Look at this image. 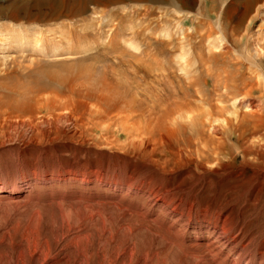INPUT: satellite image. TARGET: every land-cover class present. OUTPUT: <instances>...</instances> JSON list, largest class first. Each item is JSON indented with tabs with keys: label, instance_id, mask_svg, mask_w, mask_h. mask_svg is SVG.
Here are the masks:
<instances>
[{
	"label": "rangeland",
	"instance_id": "1",
	"mask_svg": "<svg viewBox=\"0 0 264 264\" xmlns=\"http://www.w3.org/2000/svg\"><path fill=\"white\" fill-rule=\"evenodd\" d=\"M11 1L0 0V8ZM51 1L50 8L46 1L38 3V20L20 26L0 17V187L14 193L0 197V264H243L223 263L215 252L197 246L206 237L200 210L226 204L238 225L231 235L243 226L245 241L253 242L252 264H258L264 236V129L259 125L264 127V0ZM127 55L150 58L147 96L154 127L149 136L135 138V149L89 137L69 142L70 156L87 150L104 167L102 180L83 188L60 175L68 160L60 155L67 140L38 142L26 126L8 124L38 122L28 90L46 71L73 78L67 83L76 93L71 109L82 116L91 102L80 89L82 79L105 88L103 70ZM79 73L85 77H76ZM110 79L129 81L120 72ZM140 89L131 87L128 96L143 103ZM107 91L101 94L112 92ZM6 96L18 102L8 105ZM19 104L23 109L14 107ZM164 112H171L169 119ZM241 114L248 122L257 120V130L250 122L254 131L245 124L249 130L242 127L241 135L225 124L235 126ZM196 121L199 137L189 127ZM70 122L59 124L67 135ZM237 135L242 139L236 141ZM153 187L194 198L195 214L175 223L153 209L145 211L147 202L139 195Z\"/></svg>",
	"mask_w": 264,
	"mask_h": 264
},
{
	"label": "bare ground",
	"instance_id": "2",
	"mask_svg": "<svg viewBox=\"0 0 264 264\" xmlns=\"http://www.w3.org/2000/svg\"><path fill=\"white\" fill-rule=\"evenodd\" d=\"M9 1H11V0H9ZM41 1L42 2L46 1L45 2L46 6L48 8H50L49 6H51V5L48 6V4H47V2L49 0H44V1L43 0H28L26 2H23V0H14V1L9 2L7 4V6L0 8V17H3L5 19L7 18L8 20L15 22V24H17V26H20L18 24H21V23H19L21 21L38 20V17H40V14L38 15L37 9H38V3H40ZM82 1H83V4H86V3L88 4L90 2L99 3V4L101 2L106 3V4H111L114 2L113 0H82ZM50 2L53 4V2L51 0H50ZM73 2H75V1H73ZM40 7H41V5H40ZM33 11H36V13H34ZM18 35H20V33ZM127 57H130V58H124L123 56L116 57V59H117L116 60L117 61L116 67H115V65H114V67L112 66V68L110 67V71L109 70L107 71V69L103 70L104 71L103 75H105L104 79L108 78V79H105L108 82H105L106 85H104V86H105V88L107 86L108 87L110 86L109 88L112 90V92L110 91L111 93H109V94H101V93H104L105 91H107L109 88H106L107 90H105V88H103V87L101 89L95 88L94 85H92L94 83L90 84V82H89L92 80H90L89 78L87 79L86 78L87 76L85 77L83 75V73H79L78 76H76V77H79V76L85 77L82 79L84 83L80 82L82 84V85L81 84L80 85L83 88H80V87L79 88L85 89L87 100H91V102H92V103L89 102L88 106L85 105L86 108H84L83 112L81 113L82 116H79L77 114L74 115V113H73L74 111H72V109H71L72 102L74 101L73 97H75L76 93H75V90L73 89L72 85L69 86V84H67V83L69 80L72 81L73 78H71V76H68V75L66 76V78H63V77H60L59 75L57 76V75H53V74H46L47 71L43 74H41L39 72L40 75H39L38 79L34 82V84L32 82L34 80L31 81L33 84V85H31V87L34 86V89L28 90L30 93H32L31 98H30L31 102H34V105H37L34 107L37 108V109L35 108L36 114L38 116H40V118L38 119V122L33 124L32 123L33 121L28 120L29 117L27 119L28 121L26 120L27 122H25V119H24V121H20V120H22V119H20L18 123L10 122L11 119L9 121L7 118L6 121L10 122L8 124L9 128L26 126L29 130V137L32 140H38V142H41V141L52 142L53 140L55 141V139H59V140L65 139L68 141L67 143H69V142H72L73 140H76L79 138L83 139L84 137H87V138L89 137V138H92L91 140H94V143L96 140L98 143L109 144V145L113 144L114 146L120 145V144H122V145L127 144L129 147H132V148L134 147L133 149H135V147H136L135 142H138L136 139L141 138V137H145V136H149V134H151L152 127H154V123L156 120V119L154 120L153 113L151 110L152 106L149 105V98L147 96L148 88H149L148 87L149 82L147 80L151 76L152 68H151L150 58H148L149 56L145 57V59H143V60L140 58H137L134 55L133 56L127 55ZM209 60H210V58H209ZM209 60H204V61H209ZM212 60H214V59L211 58L210 61H212ZM120 68H121L122 72L119 71ZM119 72L127 77L126 80H129L127 85L124 82H119L116 80L113 81L112 79H110L111 75L113 76V74H118ZM217 76L219 77V75H217ZM41 77H43L46 80V82H47V83H45L46 85L41 84ZM222 78H224V77L222 76ZM79 79H80V77H79ZM141 79H143V80L141 81ZM74 80H76V79H74ZM136 80H140L142 82L141 86H139L140 84ZM216 80H215V82H216ZM92 82H94V81H92ZM251 84L252 83H250V86H251ZM129 85L132 88L134 87L136 89L137 88L139 89L140 87H142V89H140V90H143L144 97L146 96V98L143 100H146V101H143V103H139V102L135 101V99H134L135 96L130 97L131 96V92H130L131 87ZM245 87L246 86H244V89H245ZM234 88H237V87H234ZM249 88H251V87H249ZM47 89L52 90V91H51V93H49V95L47 94L48 96H45L43 94L46 92ZM59 89H62L63 92ZM75 89H76V87H75ZM44 90H45V92H44ZM229 90H231L230 85H229ZM237 90H238V88H237ZM77 91H80V90H77ZM21 92H23V91H21ZM24 92H25V90H24ZM42 92H44V93L42 94ZM128 92H130V94H129L130 96H128ZM18 93H20V92H18ZM106 93H108V91ZM243 93H244V91H243ZM249 94H250V92L247 93L246 95L244 94L246 97H244V95H242V97H243L242 100H246L244 98H247V96ZM22 96H24V95H22ZM224 96H226V95H224ZM231 96H233V95H231ZM220 97H221V94H220ZM5 98H6V100H8V105H9V101H10V103L11 102L13 103L14 101L18 102L17 98H16V100L7 98V96ZM20 98H21V96H20ZM226 98H228V97H226ZM23 99H25V98L22 97L21 100H23ZM234 99H235V97H234ZM80 100H82V99H80ZM27 102H25L23 104H26ZM248 103H249V101H248ZM3 104L4 103H2V105ZM21 104H22V102H21ZM21 104H19V106L17 105L14 107H16V108L20 107V106H22ZM25 107H26V105H25ZM20 108L23 109L22 107H20ZM5 112L3 113L4 115H5ZM15 112L20 114V112H22V111H20V112L15 111ZM12 113L10 112V115L13 116V114H15V113H13V114ZM170 113L171 112H166V113L164 112L163 117L165 119L166 118L169 119ZM8 114L6 115L7 117H9ZM31 115H33V114H31ZM0 116H2V114ZM29 116H30V114H29ZM241 116H242V114H241ZM243 116L241 119L238 117L240 120L237 118V120H239V121H237L235 126H234L235 123H232L231 121H227L225 124L229 127H231V126L234 127L233 128L234 131L237 132L238 134L242 135V133H240V131L238 132V130L239 129L241 130L243 125L247 124L248 125L247 127H249V129H251L252 124H251V126H249L248 123H250V122L253 123L254 121H257V120H253V122H252L250 120L248 122L245 119L246 116L245 117H243ZM73 117H75V118L72 119ZM0 118H2V117H0ZM16 120H18V118H16ZM63 120L67 121V122L74 120V122L72 123L73 127H71L73 129H72L71 133H69V135H67L64 132V130H62V127L59 126L60 122ZM259 120H260V118H259ZM259 120H258V122L261 121V120L260 121ZM0 122H1V119H0ZM256 123L255 122L253 123V129L254 130H257V128H258V125H255ZM262 123H264V122H262ZM4 124H6V123H4ZM217 124L218 123H216V125ZM216 125L214 126L213 129H215L218 126V125L217 126ZM259 125L261 126L262 129H264V127H262L263 124L259 123ZM5 126H7V125H5ZM8 126H7V128H8ZM199 126H200V124H197V121L190 124V126H189L192 128L191 131L195 132L196 135H198V137L202 135V133L199 131ZM260 126H259V128H260ZM221 127L222 126H220V128ZM0 128H1V126H0ZM202 128H204V127H202ZM177 129H179V128H177ZM185 129H187V128H185ZM243 129L245 130L244 127H243ZM243 129H242V131L244 132ZM253 129H251L249 132H251ZM8 130H10V129H8ZM246 130H245V132H246ZM175 131L176 130H174V133H175ZM221 131H219V132H221ZM241 135H239V136H241ZM239 136L237 135L236 141H239L242 139V138H239ZM243 136H244V134H243ZM120 138L123 141H120ZM226 139L227 140L233 139V137L227 136ZM70 145H72V144L69 143L68 145H65L64 147H66V149L61 151L60 155L66 157L68 160H66L67 164H66L65 168H63V170H61L60 175L67 177L68 178V179L66 178L67 181L72 180V181H78L79 183L81 182L80 185H83V188L84 187L86 188L91 184H95V183L97 184V182L102 180V177H103L104 167H103L102 163H98L95 160V157L91 158V157L87 156V150H83V151L81 150L83 154L78 155L76 157L71 155L72 156L71 157L69 155V153H71V151H73V150L70 149L71 147H68ZM94 145L96 147L98 146L97 144H94ZM122 145H120L118 147H121ZM205 147H206V145H205ZM73 149H75L74 146H73ZM205 149H207V148H205ZM58 152L60 153V151H58ZM211 153L216 154L215 149L212 150ZM259 157H260L259 159L263 158L262 155H260ZM32 168H34V167H32ZM35 175H36V173L33 172V179H31L33 182V185L37 184V179H36ZM126 179L128 182H130L133 180V176L130 174ZM149 190L150 191L146 192V193L142 192L141 195L138 194L139 196L144 197L145 201L147 202V203H145L146 204L145 205V208H146L145 211H148L149 209L152 211V209H153L158 214L165 215V217H167V219L170 220V222L173 221L175 223H178L181 221L183 222V220H186V218L190 217L191 215H194L196 212V201H195V199L190 198V200H189L184 195V193L181 194L179 190H177V191L180 194L176 193L177 195H175V193L172 194V192H170V190L169 191H163V190H160V189L154 188V187L149 189ZM13 195H14V193L11 189L7 190V189H3L2 187H0V197L13 196ZM226 203H229V202H226ZM231 206L226 204L223 206L221 205L219 208L216 206H215V208L211 207V208H209L210 209L209 211L206 209L200 210V212L204 214L203 215L204 221H203L202 226L200 228H201V230H203L206 233V237L205 238L200 237L201 242H200V244H197V246L202 247V249L205 248V250H207L208 253L209 252L210 253L215 252L214 256L219 258L223 263L226 262L228 259H231V261L236 262V263L252 264L255 260L254 259L255 255L250 250V247H252L253 242L252 241H245L246 236L244 237L243 233H241L243 226H240L238 228V232L236 233V235H234V236L231 235L232 232L235 229H237V227H238L237 224H236L237 226H235L233 224V219H232L233 218L232 217L233 208ZM183 223H185V222H183ZM183 223H181V224H183ZM239 232L242 235L239 234ZM176 233H178V231H176ZM247 240H249V239H247ZM261 242H262L261 244L263 247V252L261 253L262 254L261 257L259 256L260 261L258 264H264V236L262 237ZM253 249H256V247Z\"/></svg>",
	"mask_w": 264,
	"mask_h": 264
}]
</instances>
